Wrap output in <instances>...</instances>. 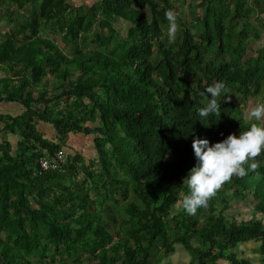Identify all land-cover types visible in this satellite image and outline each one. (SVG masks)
Segmentation results:
<instances>
[{
  "label": "trees",
  "instance_id": "1",
  "mask_svg": "<svg viewBox=\"0 0 264 264\" xmlns=\"http://www.w3.org/2000/svg\"><path fill=\"white\" fill-rule=\"evenodd\" d=\"M184 1L0 0V103L23 107L0 110V264H153L156 243L163 257L182 245L189 264H252L237 250L250 241L264 264L263 221L225 212L241 199L264 214V152L207 207L195 215L183 208L193 139L246 130L253 121L239 116L242 105L264 98V42L249 54L252 38L264 36V4L191 0L193 18L177 14L170 41L164 13ZM118 20L128 23L125 32ZM97 21L98 48H88ZM220 80L221 114L205 124L197 110ZM39 121L54 127L53 138ZM78 132L93 134L97 157L85 162L73 152L66 172L40 174L38 157Z\"/></svg>",
  "mask_w": 264,
  "mask_h": 264
},
{
  "label": "clouds",
  "instance_id": "2",
  "mask_svg": "<svg viewBox=\"0 0 264 264\" xmlns=\"http://www.w3.org/2000/svg\"><path fill=\"white\" fill-rule=\"evenodd\" d=\"M164 15L168 22V38L171 41L175 39L178 30L177 14L173 9H167ZM206 92L210 99L205 106L197 110L199 120L205 124L210 114L220 116L221 105L218 97L226 94L227 85L222 80L216 81L206 88ZM246 115L249 119L254 118L261 123H253L238 134L230 133L215 142H210L208 137L197 136L193 139L192 149L196 162L183 180L188 189L183 197V208L187 213L195 215L198 209L207 207L209 200L234 175H246L245 164L252 169L257 167L253 158L264 152V103H254Z\"/></svg>",
  "mask_w": 264,
  "mask_h": 264
},
{
  "label": "rangeland",
  "instance_id": "3",
  "mask_svg": "<svg viewBox=\"0 0 264 264\" xmlns=\"http://www.w3.org/2000/svg\"><path fill=\"white\" fill-rule=\"evenodd\" d=\"M74 3L79 4L80 1L82 0H73ZM91 2V0H83V4H89ZM191 2V0H185L184 3H176V14H178L179 16H181L182 20H190L193 18V16L191 15V6L189 5ZM259 2H263L264 4V0H260ZM260 3V5H261ZM262 4V5H263ZM145 9V8H144ZM259 8H257L256 10H258ZM264 15V14H263ZM259 16L260 13H259ZM262 18V16H261ZM260 18H258V21L256 20V24L259 26L260 24ZM128 26V23L124 20H118L116 23V27L120 28L123 32H125V28ZM5 24L2 20V15L0 12V28H4ZM101 30L99 22H94L92 29L90 30V34H89V41H91L90 44H88V48H98L97 43H95L93 41L94 39V34L96 32H99ZM168 32V31H167ZM46 35H48L49 37L53 38V40H55L62 48L63 50H65L66 52H70L69 49V45L64 43L61 40V37L58 34H52L50 32H48ZM259 39V38H258ZM258 39H254L252 38L250 45H249V54H256L255 49L260 46L263 42H264V36L263 34L260 37L259 41H256ZM73 73L74 70L72 69ZM2 73L0 72V75ZM264 99L263 96L257 95V96H253L252 101L257 100L256 102H261L264 103ZM0 109H3V111H6L8 113H16L18 111V107H11V105H8V103L3 102L0 103ZM239 116H243L241 113L239 114ZM41 126V130L43 131L44 135H46V137L48 138H53L55 136V130L54 127L51 124L45 123L43 121H39ZM81 133V132H80ZM12 139V142L15 144L17 136L15 135H9ZM78 136V135H77ZM85 140H81L79 138V136L77 137L76 141V145H78V143H80V145H83V151L82 154L85 158V162H87L88 160H90L91 158H93V156L97 157V152L95 154H93V147L92 145H94L93 142H91V138H93V134H85ZM83 141V142H82ZM75 143V142H74ZM67 150V149H66ZM74 150V149H73ZM69 153V152H68ZM71 154V153H69ZM84 169H79V176L82 175ZM180 203V202H179ZM181 204V203H180ZM182 205H180L179 208H181ZM253 205L251 203H249L248 200H232L229 207L225 210V212L227 214H229L230 216H234L236 217L237 220H242V219H249L251 217H255V218H259L263 221L264 223V214L261 212H255L254 213V209H253ZM202 220V217H201ZM203 221H201L202 223ZM199 238L193 241L194 245H197L199 242ZM259 243L255 242V241H250L247 242L245 244L240 245L237 250L239 252V256L240 257H249L252 261V264H259V258H260V254L257 251ZM161 245L160 243H156V248H154L155 250V259L153 264H189L191 255L190 252H188L184 247H182V245H177L176 246V251L171 254L170 256L167 257H163L162 256V249H161ZM95 261L91 258L90 260H86L84 261L83 264H93Z\"/></svg>",
  "mask_w": 264,
  "mask_h": 264
},
{
  "label": "crops",
  "instance_id": "4",
  "mask_svg": "<svg viewBox=\"0 0 264 264\" xmlns=\"http://www.w3.org/2000/svg\"><path fill=\"white\" fill-rule=\"evenodd\" d=\"M73 3H74V1L73 0H71ZM82 2H83V0L82 1H80V3L79 4H82ZM260 40V39H259ZM252 98L253 97H249L247 100H246V102L242 105V114H243V116L247 119V120H250L251 122L253 121V123H257V124H259V123H261L260 121H256L254 118H252V119H249L248 117H247V115H246V113H247V110L250 108V106H252L254 103H256V101L257 100H254V101H252ZM263 100V99H262ZM8 105H11V107H18V111L16 112V113H13V114H17V113H20V112H22V110H23V107H22V105L21 104H18V103H15V102H9L8 103ZM1 111H3V109H0ZM4 112H6V111H4ZM0 126H1V124H0ZM40 126H41V124H40V122H39V124H38V128H39V130L40 131H42L41 130V128H40ZM43 132V131H42ZM79 136V138L81 139V140H85V133H83V132H78V133H70L69 134V139H68V143H67V146L65 147V149H67V151L69 152V153H73V152H79V153H81L82 154V151H83V145L81 144L80 145V143H78V145H76L77 143H76V141L75 140H77V137ZM87 135V134H86ZM89 135V134H88ZM15 136V135H14ZM17 136V135H16ZM46 136V135H45ZM8 138L11 140V142H12V139H11V137L8 135ZM93 139L94 138H91L90 140H91V142H93ZM17 140H18V136H17V139H16V142H15V144L13 143V145L14 146H16V143H17ZM82 141V142H83ZM75 142V143H74ZM92 147L94 148L93 149V154H95L96 153V149H95V147H94V145H92ZM74 149V150H73ZM93 157H95V156H93Z\"/></svg>",
  "mask_w": 264,
  "mask_h": 264
},
{
  "label": "built area",
  "instance_id": "5",
  "mask_svg": "<svg viewBox=\"0 0 264 264\" xmlns=\"http://www.w3.org/2000/svg\"><path fill=\"white\" fill-rule=\"evenodd\" d=\"M70 154L65 148H60L50 155L43 153L38 157L39 173H43L49 170H56L59 172H66L67 164L70 159Z\"/></svg>",
  "mask_w": 264,
  "mask_h": 264
}]
</instances>
